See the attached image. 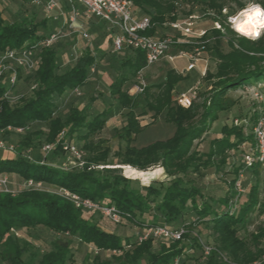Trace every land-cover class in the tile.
Listing matches in <instances>:
<instances>
[{
    "label": "trees",
    "instance_id": "obj_1",
    "mask_svg": "<svg viewBox=\"0 0 264 264\" xmlns=\"http://www.w3.org/2000/svg\"><path fill=\"white\" fill-rule=\"evenodd\" d=\"M30 1V0H22ZM138 6H147L151 14V28L144 33L154 35L156 25L164 20V11L158 0H130ZM143 8V7H142ZM173 8V7H172ZM172 8H170L172 10ZM174 20V19H173ZM40 22H10L7 23L0 14V50L6 48H19L31 45L34 42L47 38L49 34L39 35L37 27ZM227 31L233 32L226 27ZM216 37L211 41L206 35L193 39V43H184L182 50L190 51L192 48H201L209 51L217 60L214 77L216 81L211 89L209 106L205 107V116L213 122L217 114L213 110H227L233 103L225 96L226 91L243 84L264 79V66L257 65L259 58L249 52L258 50L263 46V36L259 37L249 46L235 48L231 41H227L228 49L222 51L219 30L212 29ZM131 55L121 61L125 72L117 75L108 86L107 95L116 102L118 111H124V124L114 130V136L124 142L120 163L144 170L150 166L162 167L168 180L165 184L155 187L151 184L141 187H130L129 179L116 173V168L102 167L101 174H95V166L106 165L110 148L107 139L93 136L104 127L111 109L106 108L95 112L87 118L86 111L71 106L64 116L57 114V100L74 87L85 85L91 68L95 65V56L85 49L67 70L58 72L56 51L52 44L37 49V68L29 76V85L36 84V88L24 94L17 101L10 103L2 98L5 90L0 81V133L7 126H29L23 134L19 151L13 158L0 157V173H14L21 179L41 181L45 186L63 187L82 197L92 199L107 205H113L124 216L127 222L139 227L157 225L155 219L144 222L136 219L137 215L151 209L155 200L159 199L156 208L165 224L178 222L182 214L190 208L193 221L187 225L181 224L186 230L182 240L171 242L167 247L161 245L157 251L152 248V240L141 242L125 241L110 231H106L91 220L84 218L82 210L76 208L69 200L46 190L21 189L16 194L0 192V264H66L69 257V243L66 240L56 239L52 249L44 252L36 263H31L36 253L29 259H24L26 246L20 244L18 238L11 230H28L43 226L55 234H66L78 239L84 244L91 245L97 251H110L109 259H102L96 253L91 264H170L178 257L180 264H185L186 245L183 241L193 224L209 221L212 230L217 235V243L211 253L201 264H251L257 261L262 254L264 242V224H259L253 231L248 232L250 214L253 211L264 212V201H259L261 192V174L257 166L245 170L254 174L245 197L241 196L235 210L228 207V202L236 196L233 187L238 171L242 169L241 162L234 165L229 171L232 177L226 178L228 185L222 197L218 198L217 205L213 206L202 201L200 189L188 176L191 172H198L201 166L208 162L201 161V156L189 152L191 142L208 127V123L201 121L198 126L188 128L194 117L193 105L182 107L171 99L170 91L180 77L174 75L172 69L166 71L163 81L150 91L145 86L140 92V98L148 112L158 116L165 112V121L174 125L173 134L164 140H156L147 145L136 147L133 142L143 130L140 125L135 107L140 105L137 95H129V85L123 89L129 77H136L138 72L146 67L144 54L140 50H132ZM139 94V93H137ZM176 102V101H175ZM256 117L254 112L249 116V123ZM33 123H42L44 129L31 131ZM247 125H223L222 137L213 140L214 149L206 155V160L219 156L220 164H224L223 152L225 149L235 147L243 140L250 139V127ZM46 143H54L62 133L60 142L71 141L74 136L82 141L81 148L88 152L81 168L63 169L48 163H39L38 159H27L24 152L33 148L34 136L44 134ZM22 135V134H18ZM57 145L53 152H59ZM33 154V153H32ZM221 157V158H220ZM201 165V166H200ZM182 176H177L179 174ZM186 184L189 186H186ZM201 200V201H199ZM242 231L243 235H239ZM199 250L198 239L193 237ZM225 253V260L219 256ZM199 250V260L200 258ZM259 264H264L261 261Z\"/></svg>",
    "mask_w": 264,
    "mask_h": 264
},
{
    "label": "rangeland",
    "instance_id": "obj_2",
    "mask_svg": "<svg viewBox=\"0 0 264 264\" xmlns=\"http://www.w3.org/2000/svg\"><path fill=\"white\" fill-rule=\"evenodd\" d=\"M56 1L60 7L59 11L57 10V12L49 13L44 11L41 5L32 3V0H0V14L7 23L22 22L25 24L28 22L43 21V25L37 27V33L39 35L62 31L64 35L60 36L52 43L53 49L56 51L55 58L58 65L57 71L59 73L69 69L85 49L90 50L95 56V65L89 72L85 85L80 87V95H74L70 91H66L57 100L56 109L57 114L64 116L71 106L78 107L86 111L88 119L91 118L95 112L106 108L111 109V113L107 117L103 129L93 136L94 140L97 138L107 139V145L110 148L108 159L106 161L107 164L95 166V174H101L102 167L116 168V173L129 179L128 185L130 187L137 188L148 184L159 187L160 184H165L168 177H166L164 171H161L163 168L158 167V165L150 166L141 170L129 165L119 164L124 142L114 136V130L124 124V111H118L116 102L107 95V91L111 81H113L117 75L125 72V69L121 66V61L130 56L131 51L123 49L119 52H114L112 50L111 38L109 37L111 30L108 29V25L91 18L82 17L77 20L78 25H81L82 29L88 34V38H82L77 32L68 31V29H66V19L69 10L64 5L63 0ZM158 2L163 7L164 20L156 25V35L174 34L168 26L169 22H182L189 19V17H194L192 18L194 21L193 29H204L206 35L210 36L209 40L212 41L214 37H216L212 32V29L219 30L222 51L228 49V40L232 42L235 48L249 46L257 40L247 39L240 36L232 29L228 22V16L235 15L239 10L245 8L249 3V0H158ZM254 2L260 3L264 6V0H254ZM76 6L78 9L81 8L79 5ZM142 7L133 3V8L138 15H147L151 19V14L148 12L150 8L147 6ZM170 8H172V10ZM54 15H56V17H54ZM226 27L233 32L227 31ZM261 36L264 38V33H262L260 37ZM177 39V43L167 52V56L176 55L173 60H169L168 57L165 56L153 65L143 68L138 72L136 77H129L128 81L124 84L123 89L128 85L132 88V86L136 85L140 80L144 82L146 86L151 87L150 91L155 92L157 90L155 85L161 83L166 71L172 69L174 75L180 77L175 84V87L170 91L171 99L176 103L174 100L175 94L177 92L185 91L195 85L200 77V71L205 68V74L201 78L198 86V96L192 102L195 115L187 127L191 128L198 126L201 121H205L206 124L208 123L207 129L192 140L189 149L190 153L201 156V161L204 160L208 163L205 166L200 165L201 167L198 172H191L189 170L188 176L184 177H186L185 180L187 178L192 180L200 189L203 195L202 201L215 206L218 203V198L222 197L226 191V186L228 185L226 178L232 177V174L229 171H232L234 165L240 162V154L235 147L225 149L222 157L225 162L222 165L220 164L219 156H213L206 160V155L210 150L214 149L213 140L222 137L221 128L223 125H230L234 118L248 119L249 116L253 114L254 110L257 111L259 107L262 106L261 99L256 98L255 93L260 94L261 98H264V79L255 80L239 87L228 89L225 96H227L233 104L224 111L213 110V113L217 114V118L213 122H210L209 118L206 117L204 113L205 107H210L208 102L213 93L211 87L216 81L214 73L217 60L209 51L200 49L199 54L194 55L197 58L195 61L196 68L191 70V72H185L183 67L189 62V60L184 57H178L180 55L178 54L179 51L182 50L181 45L184 44L185 41L182 37H177ZM195 48H192L190 51L194 52ZM249 54H253L255 57L259 58L257 65L264 66V39L263 46L256 51H250ZM33 72H27L24 70L20 71V79L15 86L16 93H29L28 78ZM133 91L134 90L132 89L131 92ZM140 94L141 93L136 94L140 105L135 107L134 111L138 117L140 125L143 126V130L137 135L136 140L133 142L136 147L147 145L156 140L169 138L175 130L174 125L165 121L164 111L158 116L147 111L143 100L140 98ZM249 127L250 126H245L246 129ZM30 129L31 131L39 129L45 130V127L42 123H33L31 124ZM44 136L45 133L40 136H34V143H36V145L33 148H29L30 152L33 153L32 157L34 159L38 158L41 146L46 143L44 141ZM0 138L16 145L17 152L24 150L21 146L23 134L18 135L15 133H6L1 135L0 133ZM71 142L82 150V160L84 164L85 159L89 154L81 148L82 141L78 139L77 136H74ZM4 156L8 157L11 156V154L0 150V157ZM69 160V154L62 151L52 152L44 159L46 163L51 164L52 166L66 169L69 168L67 165ZM81 167L82 166H76L70 169ZM155 169H158L156 173L148 174V172L154 171ZM182 175L183 173H180L177 176ZM243 175L244 178L242 183L246 191H248L249 184L252 183L255 176L251 171L247 170L244 171ZM8 176L12 177V188L19 189V176L14 173H11ZM186 186H189V184H186ZM246 193L247 192H245V194ZM259 201L262 202L264 199L260 197ZM158 203L159 199L155 200V202L151 204V209L145 210L142 215H137L136 219L141 218L144 222H151L155 219L157 225H167L170 227L192 223V212L190 208H188L182 214L178 222L165 224L158 215L159 211L156 208ZM82 214L84 218L91 220L100 227L118 234L123 242L135 240V234L139 232L140 229L138 225L127 221L120 224H114L96 211H82ZM259 224H264V212L258 213L255 210L250 214V224L247 226V231H253ZM188 234V237L183 241V244L186 245L184 256L185 264H201L204 260L202 261L198 258L199 250L197 245L193 242V237L197 238L204 244L214 247L217 243V235L212 230L209 221L193 224ZM239 235H243V232L240 231ZM17 238L20 244L26 246L27 251L23 254L25 260L29 259L32 253H36L33 260H30L31 263H36L44 252L52 249L53 241L58 238L66 240L69 243L70 259L66 264H91L96 253L102 259H109L111 255L110 251H97L91 245L84 244L74 237H70L66 234H55L43 226H37L28 230H20L18 231ZM170 244L171 242L159 238L152 241V248L154 251H157L161 245L168 247ZM263 246L264 242L261 247ZM222 255L224 257L226 256L225 253H222Z\"/></svg>",
    "mask_w": 264,
    "mask_h": 264
},
{
    "label": "built area",
    "instance_id": "obj_3",
    "mask_svg": "<svg viewBox=\"0 0 264 264\" xmlns=\"http://www.w3.org/2000/svg\"><path fill=\"white\" fill-rule=\"evenodd\" d=\"M68 5V17L66 19V29L70 32H77L82 38H88V34L82 29L81 25H78L77 20L79 18H95L103 21L108 25L111 30V45L114 52H119L123 49L140 50L144 54L146 61V67L158 62L161 58L167 56L169 49L177 43V37H182L185 43H193V39L199 38L204 35V29H193L194 21L192 18L178 22L172 21L168 23V26L174 32V34L163 35H148L144 32L151 28L153 25L150 18L147 15H138L133 8V3L130 0H64ZM32 3L41 5L44 11L52 13L59 11V4L56 0H32ZM76 5L81 8L78 9ZM232 16V15H231ZM56 17V15H54ZM229 17V16H228ZM229 22V21H228ZM64 35L62 31L49 34L47 38L32 43L31 45H23L19 48H6L0 50V81L4 84L5 90L3 91L2 98L6 101L13 103L17 101L24 93H16L15 86L20 79V71L33 72L37 68L38 58L37 49L40 46L47 47L51 45L60 36ZM201 49V48H200ZM199 48H195L194 52L180 50L178 57H184L189 60L187 62L184 71L189 72L196 68L195 61L197 58L195 54H199ZM169 60H173L175 56H167ZM93 68H91L92 70ZM205 74V68L200 71L199 81L183 92H177L174 100L182 107H189L192 102L198 96V86L201 78ZM146 85L142 81L128 90L130 95L137 94L143 91ZM36 88L35 83L29 85V91ZM80 87H74L70 92L74 95H80ZM134 90L131 92V90ZM256 98H260L262 106L253 113H256V117L252 123H250V139L243 140L238 144L237 151L240 154V162L242 169L238 171L237 177L234 180L233 187L236 191V196L229 200L228 207L231 210H235L238 201L241 196L245 194L246 189L243 186L242 180L244 178V171L252 166H257L261 174V192L260 197L264 199V98L261 95L255 93ZM259 100V99H258ZM234 125H247L249 124V118L238 119L234 118ZM29 129V126L12 127L7 126L5 131L15 134H24ZM1 132V131H0ZM62 133L59 135L58 140L54 143H44L38 155V162L45 163L44 159L47 155L52 153L57 145H59L60 151L69 154L70 160L68 166L70 169L76 166H82V150L79 149L71 141H62ZM0 150L3 152H9L11 156L15 157L17 147L13 143L7 142L0 138ZM32 153L30 150L24 152V156L27 159L32 160ZM66 169V168H63ZM10 173H0V192L10 193L12 195L19 192L21 189H34V190H46L57 194L70 202L76 208H80L82 211H96L107 220L114 224H120L126 222L123 215L113 205H107L101 202L94 201L92 199L82 197L77 193L71 192L63 187L45 186L41 181H35L31 178L21 179L20 188L13 189L11 186ZM11 232L17 237L18 231L11 230ZM186 232L183 226L170 227L167 225H148L140 227L139 232L135 234V240L141 242L147 239L156 240L164 239L168 242H174L182 240L183 234ZM200 258L201 260L211 253L214 247L202 243L198 240ZM219 255L223 260L226 258L219 252ZM264 261V246L262 247V254L257 261L251 264H259ZM170 264H180L178 257L174 258Z\"/></svg>",
    "mask_w": 264,
    "mask_h": 264
},
{
    "label": "clouds",
    "instance_id": "obj_4",
    "mask_svg": "<svg viewBox=\"0 0 264 264\" xmlns=\"http://www.w3.org/2000/svg\"><path fill=\"white\" fill-rule=\"evenodd\" d=\"M228 21L232 29L240 36L252 40L259 39L264 33V6L254 0H249L245 8L229 16Z\"/></svg>",
    "mask_w": 264,
    "mask_h": 264
},
{
    "label": "crops",
    "instance_id": "obj_5",
    "mask_svg": "<svg viewBox=\"0 0 264 264\" xmlns=\"http://www.w3.org/2000/svg\"><path fill=\"white\" fill-rule=\"evenodd\" d=\"M63 1H64V0H63ZM64 5L66 6V8H68L67 3L64 2ZM59 9H60V8H59ZM91 19L96 20V21H99V22H101V23H104L103 21L98 20V19H95V18H92V17H91ZM104 24H106V23H104ZM106 25H107V24H106ZM108 29H109V28H108ZM110 32H111V31H110ZM154 35H156V34H154ZM109 37H111V33H110ZM175 56H176V55H175ZM185 66H186V65H185ZM185 66L183 67V70H184ZM203 69H204V68H203ZM203 69H202V70H203ZM192 70H193V69H192ZM189 72H191V71H189ZM200 77H201V75H200ZM200 77L198 78V80L196 81V83L199 81ZM196 83H195V84H196ZM130 88H131V87H129L128 90H129ZM182 92H183V91H182ZM128 94H129V93H128ZM129 95H130V94H129ZM79 109H80V108H79ZM135 140H136V139H135ZM5 154H6V153H5ZM4 158H13V156H8V157H5V156H4ZM11 178H12V177H11ZM103 229H104V228H103ZM105 230H106V231H109V230H107V229H105ZM110 232H111V231H110Z\"/></svg>",
    "mask_w": 264,
    "mask_h": 264
},
{
    "label": "bare ground",
    "instance_id": "obj_6",
    "mask_svg": "<svg viewBox=\"0 0 264 264\" xmlns=\"http://www.w3.org/2000/svg\"><path fill=\"white\" fill-rule=\"evenodd\" d=\"M242 9H243V8H242ZM239 11H240V10H239ZM158 169H159V168H158ZM158 169H155L154 171L148 172V174H154V173L157 172ZM145 173H146V172H145ZM142 177H143V176H142ZM142 177H141V178H142Z\"/></svg>",
    "mask_w": 264,
    "mask_h": 264
}]
</instances>
